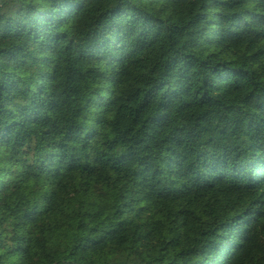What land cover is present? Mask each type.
I'll return each instance as SVG.
<instances>
[{
    "label": "trees",
    "instance_id": "1",
    "mask_svg": "<svg viewBox=\"0 0 264 264\" xmlns=\"http://www.w3.org/2000/svg\"><path fill=\"white\" fill-rule=\"evenodd\" d=\"M0 264H264V0H0Z\"/></svg>",
    "mask_w": 264,
    "mask_h": 264
}]
</instances>
